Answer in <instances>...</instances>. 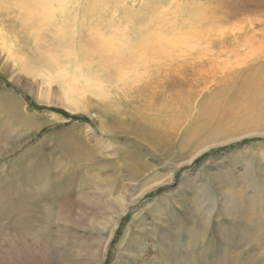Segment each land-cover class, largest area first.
<instances>
[{
    "label": "rangeland",
    "instance_id": "obj_1",
    "mask_svg": "<svg viewBox=\"0 0 264 264\" xmlns=\"http://www.w3.org/2000/svg\"><path fill=\"white\" fill-rule=\"evenodd\" d=\"M1 4L0 103L12 99L35 123L28 129L0 112V215L65 172L60 150L70 148L59 150L60 140L80 133L100 141L103 167L68 165L84 174L64 189L65 230H54L46 264H264V110L235 86L264 50V0H73L76 52L62 80L51 79L60 72L48 57L67 43L46 22L25 23L13 5L3 15ZM83 9L93 22L106 19L116 42L152 37L140 25L158 20L174 45L133 50L116 71L101 50L96 59L84 53L92 43L79 23ZM68 93L84 115L69 114ZM206 107L214 110L202 116ZM140 129H148L146 144ZM14 221L2 222L0 254H13L9 241L36 252Z\"/></svg>",
    "mask_w": 264,
    "mask_h": 264
},
{
    "label": "bare ground",
    "instance_id": "obj_2",
    "mask_svg": "<svg viewBox=\"0 0 264 264\" xmlns=\"http://www.w3.org/2000/svg\"><path fill=\"white\" fill-rule=\"evenodd\" d=\"M0 2L7 3L4 4L6 6L8 5L7 8H5L4 5L1 4L2 5L1 10L5 12L3 15H7L8 8L10 7V5H13V7L17 8L18 11H20V13L22 14L21 20L24 18L25 23L29 21L36 26L38 21H43L46 22L49 26L53 27L55 31H57V33L55 34L59 36L58 39L60 40L59 44L67 43V45L65 48L64 47L56 48V50L52 53V56L48 57L49 59H51V62H53L54 64L49 63L47 67L50 69L52 68L58 69L60 72L57 73L58 75L57 77H52L51 79L56 78L62 80L65 76H68L70 74V70L67 66L68 64H65V61L71 62L68 61V59L71 57L70 53L71 51L76 52L75 49H73L74 46L73 41L77 36V31L71 29V22H70L72 21L71 16H73L76 12L73 13L70 11V9L67 8L70 4L73 3V0H16V2H9V0H0ZM76 3L78 4V2ZM57 6L59 7L57 8ZM83 13L85 16L82 19V21H80L79 23L86 30H88L89 33L88 40H90L92 43V46L90 47L88 46L83 47L84 53L87 56H91L93 59H96L100 57V50H101L102 51L101 55H106L107 57L110 56V58L107 59V65L110 68L115 69L116 71H120V70L122 71L125 69L124 66L121 64V60L125 57L127 53H131L132 55H134L135 53L133 52V50L138 51V49H142L147 44L148 47L154 50L163 48L165 46L173 47L174 45V43L169 41L171 40V38H167V37L165 38L161 34L162 28L158 25V20L140 25L139 33L141 35H147L146 32H148V35H151L152 37L142 38L141 40L138 41V43L128 46L126 43L122 44L120 40L117 41L118 43L116 42L117 38L114 37L113 33H111L113 31V29H111V24L105 21L106 19L100 20L99 23L93 22L94 21L92 18L93 13H85L84 9H83ZM76 20L77 19H75V21ZM81 26H79L78 23H76L75 29L78 30ZM254 38H256L255 35ZM254 38L252 37L251 39ZM142 52H140V56ZM261 53H264V50ZM261 53L256 54L257 56H255L254 58L252 57L251 60H249L256 64L254 63L250 64V67L244 70L242 72V75H238L239 76L238 80L240 82L237 81L235 83V86H236V94H241L240 96H243L242 97L243 100L246 99V96L253 97L259 102L254 108H259L261 110H264V54ZM136 58L137 57L130 58L129 64L130 61H134ZM46 70L44 71L45 76L48 75L45 74ZM40 75L42 76L43 74ZM70 91L71 89H69V92ZM10 100L11 99H9V103H7V101H5V103L3 102L0 103V112L9 116L8 117L9 119L15 118L14 120H17V122L22 124L23 127L25 128H28L30 125L32 126L33 123H35L34 120H32L30 116H28L27 119L26 118L27 116L25 117L23 113L21 114V112L20 114H17L19 111L17 110L18 106H16L15 103ZM65 103L66 105H68L67 108L70 112L69 114L72 113L73 116L84 115L82 113L86 112V109L80 107V105L76 102L75 98L71 96L69 93L66 95ZM209 109L210 108L206 107V109L203 110L202 116H205L206 115L205 113L207 111L210 112L211 109L214 110L213 108H211L210 110ZM204 118H206V121H209V119L207 120V117ZM147 133H148V129H140L137 134L139 138H142L141 140H143L145 144L149 142V139H147L146 137ZM110 134L113 136H118L115 133H110ZM91 140L96 141L97 145L90 146V143L88 141ZM88 141L84 140L82 135H80V133L79 136L74 135L67 137L63 140H60L61 144L59 145L61 146L58 148L59 150L63 146H65L66 148H70L69 151H67L65 148L66 150L65 152L62 149L60 150L63 152H62L61 162H58V165L59 168L61 167V169H65L64 170L65 172H63V170L62 171L58 170V172L52 173L53 174L52 178L47 177L42 180L43 184L46 182V186H47L46 189L43 190L41 189L40 191L34 190L35 192L32 193L30 197L26 198L27 200L24 199L25 200L24 204L22 203L19 209L17 210L15 209V211L18 212L21 211V213H23L22 210H25L24 213L26 212V215H24V217H20V216L18 217V214L20 213H17L15 211H13V214L10 213L9 216L7 214L9 213V211L7 213H4L7 214V216L0 215V237L1 238L3 237V233L5 231V225L2 224V222L4 220H10V219L13 220L15 218L16 222L14 221L13 224L15 225L16 229L18 230V228H20L21 225L22 230L20 231L21 232L20 234L25 237V240H28L31 243V246L33 245V249L36 251V252H30L31 247H27L25 245L19 247L16 241H9L10 249L14 252L13 254H0L2 258L0 264H46L49 262V258H50L49 251L51 250V248H54L52 246L57 244L55 243L54 245H52V242H54L53 237H55V235H53L54 230L55 229L62 231L65 230L64 227L60 225V223L64 221L67 216L63 215V209L61 208V204H59L62 201H66V199L68 198V195L65 194L66 191H64V189L70 185H73L72 184L73 178L75 176L77 175L82 176L84 174V172H82L81 169H77L71 172L70 167L68 168V165L73 164L77 166L78 165L84 166L85 170L86 168L87 170H94L103 167V164L100 162V159H98L99 154L95 152L99 150L100 141H98L96 137H93ZM126 152L128 153V155L123 158L126 159L125 161L128 164L134 165L137 168V171L139 172L138 164L140 162L136 161L134 158L133 160L129 159L131 154L128 151ZM199 157L200 155L190 162H196ZM171 176H172V180L174 179V177H176L174 172L170 175V177ZM54 179H56V181ZM170 179L171 178H169L168 181ZM165 183H166L165 180L161 178L160 180L158 179V182L156 184L160 186ZM80 187L82 188V186ZM49 204L53 207L47 211ZM235 204L237 205V201L235 202ZM244 205H245V201L242 199L238 206L241 207ZM22 206L23 209H21ZM24 221H26L27 223L26 226H22L21 224V222ZM14 225L12 229L14 228ZM254 237L255 236H253V238ZM255 239L258 238L255 237ZM33 249L32 251H34ZM204 255H205L204 251L198 252V257L200 259L204 258L203 257ZM204 262H199V263L204 264Z\"/></svg>",
    "mask_w": 264,
    "mask_h": 264
},
{
    "label": "crops",
    "instance_id": "obj_3",
    "mask_svg": "<svg viewBox=\"0 0 264 264\" xmlns=\"http://www.w3.org/2000/svg\"><path fill=\"white\" fill-rule=\"evenodd\" d=\"M12 100V99H11ZM17 104V102H15Z\"/></svg>",
    "mask_w": 264,
    "mask_h": 264
}]
</instances>
